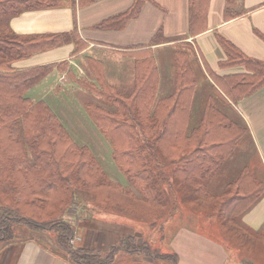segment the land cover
Returning <instances> with one entry per match:
<instances>
[{"label": "trees", "instance_id": "trees-1", "mask_svg": "<svg viewBox=\"0 0 264 264\" xmlns=\"http://www.w3.org/2000/svg\"><path fill=\"white\" fill-rule=\"evenodd\" d=\"M145 2L153 3L133 0L125 12L102 27L123 29L138 17ZM44 3L0 0V245L11 241L16 229H24L45 234V240L49 235L51 248L72 264H113L120 251L149 260L145 264L152 260L177 264L169 243L168 252H163L160 245L134 234L104 252L75 247L77 228L67 212L75 211L85 199L101 211L143 220L159 234L164 221L173 218L183 204L193 203L198 204L191 207L193 211L198 207L200 215L217 219L220 236L216 239L233 264H264V223L254 230L242 222V216L264 196V181L243 166L219 189L212 188L247 132L233 106L264 86V63L249 59L216 35L226 55L221 67H243L246 73L219 79L217 88L212 87L205 97L197 124H191L196 73L190 57L194 52L186 42L173 53V86L168 95L159 96L160 76L152 49L133 52L134 80L129 92L105 79H83L96 82V88H86L95 89L93 93L105 101V107L88 103L85 110L109 142L112 160L130 184L124 187L110 180L89 147L74 142L45 101L27 97L53 66L58 70L66 62L23 69L13 66L69 40L65 34L13 33L12 17L48 7ZM208 5L209 0H188L189 36L206 30ZM245 13L241 0H225V21ZM164 41L157 32L150 45Z\"/></svg>", "mask_w": 264, "mask_h": 264}, {"label": "crops", "instance_id": "crops-1", "mask_svg": "<svg viewBox=\"0 0 264 264\" xmlns=\"http://www.w3.org/2000/svg\"><path fill=\"white\" fill-rule=\"evenodd\" d=\"M152 1L153 3L145 2L138 17L129 20L123 29L117 30L106 29L102 27V23L125 12L132 5L133 0H46L44 4H48V7L24 11L12 17L9 21L11 30L18 36L65 34L69 40L51 50L16 62L13 66L16 69H23L47 64L55 65L65 61L66 69H70L72 67L70 64H77L75 60L82 57L78 64L85 60L84 65L87 67L85 74L89 80L100 81L105 78L113 86H119L116 82L128 81L131 82L129 86L132 87L133 52L152 49L160 76L158 58L167 55L168 60L165 56L162 58L168 61L174 70L171 60L173 53L180 43L186 42L193 47V59L197 71L207 84L201 95L203 99H201L200 111L196 114L194 103L199 87L196 78L191 106V124H197L203 112L205 97L212 92L210 91L212 87L217 88L216 83L219 79L246 73L243 67H221L226 55L217 43L216 35L227 39L249 59L264 63V39L261 38L264 36V0H241L246 13L229 21L223 18L225 0H209L206 30L195 36L188 35V0ZM157 32L162 34L165 41L151 46L150 42ZM79 46L81 48L77 50ZM103 54L116 59V67L110 68L105 64L101 58ZM233 109L240 123L247 127L245 136L255 146L263 173V177L259 175L256 177L264 180V86L242 98ZM222 171L220 170L216 179ZM82 208V212L89 213V215H81L82 224L87 223L89 228L76 229L78 243L74 242L75 247L78 245L100 252L101 249L95 247L94 242L86 239L90 231L94 236H97L94 232L96 230L110 233L121 229L125 232L129 231V224L123 223L125 227L120 228L121 222L117 224L119 229L109 226L103 228L98 225L95 227L93 222L90 223L91 220L96 219L91 217L92 212L89 211L91 207ZM72 221L74 222V219ZM77 222L78 218L75 219L74 224ZM242 222L254 230L262 226L264 196L242 216ZM14 235L11 241L0 245V264H72L51 248L53 244L49 240V235L45 240L43 236L45 234L28 232L24 229H16ZM169 248L177 255V264H230L229 254L219 240L193 227L177 230L169 241Z\"/></svg>", "mask_w": 264, "mask_h": 264}, {"label": "rangeland", "instance_id": "rangeland-1", "mask_svg": "<svg viewBox=\"0 0 264 264\" xmlns=\"http://www.w3.org/2000/svg\"><path fill=\"white\" fill-rule=\"evenodd\" d=\"M94 55L97 56V54L95 53ZM189 55L191 56V54ZM163 56H165L168 60L167 55H162V57ZM162 57L158 58V65L160 68L159 95H167L172 89L173 67L172 65H169L168 61H166ZM80 58L75 60L77 64H70V66H72L70 68L71 70L69 68L66 69L65 64L60 65L58 70L53 66L51 72L48 74V77L33 86L27 93V97L32 101H45V103H47L49 107L54 111L58 120L62 123L74 142L78 145H85L89 147V149L99 161L101 167L109 176L110 180L119 183L124 187H129V182L122 175L121 171L112 160V149L109 142L95 126L85 110V105H87L88 103H93L96 106L100 107H105L106 104L104 99H101L93 93V90L95 89L92 90L86 88L87 85L94 88H96V86L98 85L94 81H83V79H89L85 74V70H87V67L84 65L85 60L78 64ZM101 58H103L105 64L110 66V68L116 67V59H113L106 54H103ZM169 59H171V56H169ZM171 60H173V56ZM192 60L193 58L190 57L191 66L194 67V73H196L197 82L199 84L197 96L194 103L196 114H198L197 112L200 111L201 107V99H203L201 95L204 91V86H206L207 84L201 78L200 73L195 68L196 64L192 62ZM116 83L119 86H115V88L121 90L122 92H129L131 90V86H129L131 82L122 81ZM107 84L112 85L111 82H107ZM244 165H247L248 169L251 170L254 177H256L257 175L263 177L255 146L250 142L249 139H247L246 136H243L241 138V140L237 144L235 153L225 161L224 165L221 168V170H223L222 173H220V175L217 177V179H215L212 185L213 190L219 189L222 185H224L227 181L234 177L237 171ZM196 205L198 204H183L181 206V210L179 208V212L173 218H171L167 222L164 221V229L162 233L159 234H157L153 226H149L147 222L143 220L122 217L116 215V213L114 212L101 211L100 209L95 207L93 203L88 202L85 199L84 201H82L81 205L79 204L75 206L77 207L75 211L73 210L75 208H73L69 213L67 212V216H72L70 218L71 222L72 219H74L75 222V219L78 218V222L74 224L75 228H89L87 223L83 222L82 224L81 215H89L88 212H82V207L90 206L91 208H89V211L92 212V215H90L91 217L96 218L94 219L95 221L91 220L90 223L93 222L95 227H97L98 225L100 227L102 226L103 228L109 226L113 227L114 229H119V225H117L119 224V222H121L120 228L125 227L123 223L129 224L130 228L128 232H125L124 229H121L118 232L114 231L111 233L105 232L104 230H96L94 232L97 236H94V233L90 231L86 235V239L88 241L94 242L93 245L98 249H101L100 252H104L108 250L110 246L117 244L119 240L122 237L126 236V233L129 232V234L132 233L135 236L150 240L152 244L156 246L160 245L163 252H168L167 247L169 245L168 243L171 237L177 230L181 228L192 229L193 227L194 229L202 231L203 233L205 232L214 238H219L220 234L219 232H217V219L207 218L204 216L205 214L200 215L202 210H200L199 212L198 207L197 209H194L195 211H193L191 207H195ZM203 208L208 209L209 207L203 206ZM131 227L133 228L132 230ZM159 235H162L161 241H158L160 240ZM77 243L78 241H76L75 244ZM76 247L80 246L76 245ZM143 261L148 262L149 260ZM143 261L141 259L133 257V255H130L129 253L120 251L119 253H117L113 264H145ZM233 262H235L233 261V259L229 260L230 264H233ZM150 264H157V261L152 260Z\"/></svg>", "mask_w": 264, "mask_h": 264}]
</instances>
